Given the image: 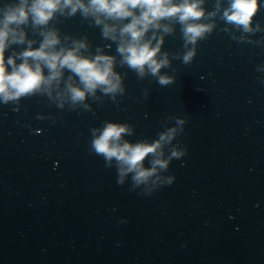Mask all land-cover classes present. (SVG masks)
<instances>
[{
    "label": "water",
    "instance_id": "95a60500",
    "mask_svg": "<svg viewBox=\"0 0 264 264\" xmlns=\"http://www.w3.org/2000/svg\"><path fill=\"white\" fill-rule=\"evenodd\" d=\"M256 21L264 29V7ZM54 23L86 36L91 51L111 44L104 50L119 60L79 13ZM223 28L217 18L190 64L171 59L184 51L179 25L165 36L167 86L117 63L125 93L116 101L89 98L90 110L41 95L0 104V264H264V31L249 34L252 43ZM175 117L185 123L172 144L186 153L164 173L173 182L150 195L131 174L118 184L115 165L89 151L90 129L104 120L132 125L134 142Z\"/></svg>",
    "mask_w": 264,
    "mask_h": 264
},
{
    "label": "clouds",
    "instance_id": "9594fccd",
    "mask_svg": "<svg viewBox=\"0 0 264 264\" xmlns=\"http://www.w3.org/2000/svg\"><path fill=\"white\" fill-rule=\"evenodd\" d=\"M205 2L3 0L0 3V104L19 105L22 98L41 95L60 109L67 105L71 110L80 107L90 110L89 98L100 101L102 96H109L116 101L117 95L125 93L123 76L116 71L117 63L135 72L139 79L152 76L159 85L167 86L175 78L161 69L170 67L171 59L182 58L184 64H190L198 41L213 32L217 18L224 22L222 30L233 39L260 43L252 41L249 34L264 31L259 21L253 26L264 0H226V3L214 0L212 10H206ZM77 13L100 27L102 38L115 43L118 61L117 55L104 50L111 48V44L97 45L91 51L86 36L61 34L54 22ZM176 25L180 28L184 51L172 53L170 59L162 46L165 36L173 34ZM14 46L23 47L17 50ZM38 118L43 119L39 114ZM184 123V119L175 117V124L165 126L151 141L133 142L126 138L133 135L132 125L104 120L99 127L90 129L89 151L102 156L106 167L115 165L118 184H124L131 174L132 187L142 186V191L150 195L175 179L164 173L173 158L179 159L186 153V148L172 144L183 131ZM146 159L150 166H145Z\"/></svg>",
    "mask_w": 264,
    "mask_h": 264
}]
</instances>
